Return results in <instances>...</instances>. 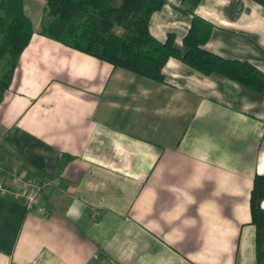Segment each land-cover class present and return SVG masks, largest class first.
I'll list each match as a JSON object with an SVG mask.
<instances>
[{
	"label": "crops",
	"instance_id": "crops-1",
	"mask_svg": "<svg viewBox=\"0 0 264 264\" xmlns=\"http://www.w3.org/2000/svg\"><path fill=\"white\" fill-rule=\"evenodd\" d=\"M43 4L21 3L31 35L0 97V160L48 181L44 211L0 192V264H256L264 89L172 56L161 81L111 66L41 34ZM182 7L164 0L147 21L180 50ZM193 12L211 24L204 49L264 73V6L198 0Z\"/></svg>",
	"mask_w": 264,
	"mask_h": 264
},
{
	"label": "trees",
	"instance_id": "trees-1",
	"mask_svg": "<svg viewBox=\"0 0 264 264\" xmlns=\"http://www.w3.org/2000/svg\"><path fill=\"white\" fill-rule=\"evenodd\" d=\"M264 6V0H254ZM39 32L98 60L158 81L167 57L179 59L203 75L218 73L254 91L264 89V73L246 60L221 57L202 47L211 24L193 12L198 0H182V12L190 13L181 38L183 50L175 47L171 33L163 41L147 29L152 11L164 0H43ZM22 0H0V97L7 88L18 56L31 35ZM264 173H254L249 190L250 222L254 225L256 264H264Z\"/></svg>",
	"mask_w": 264,
	"mask_h": 264
},
{
	"label": "built area",
	"instance_id": "built-area-1",
	"mask_svg": "<svg viewBox=\"0 0 264 264\" xmlns=\"http://www.w3.org/2000/svg\"><path fill=\"white\" fill-rule=\"evenodd\" d=\"M3 167V162L0 160V172ZM8 179L7 182L0 179L1 193L20 199L25 207L33 206L39 212L44 211L41 195L44 186L48 183L45 179L29 174L25 169L10 171Z\"/></svg>",
	"mask_w": 264,
	"mask_h": 264
},
{
	"label": "rangeland",
	"instance_id": "rangeland-1",
	"mask_svg": "<svg viewBox=\"0 0 264 264\" xmlns=\"http://www.w3.org/2000/svg\"><path fill=\"white\" fill-rule=\"evenodd\" d=\"M9 172L10 171H6L5 170V168L3 167V170L0 172V179L2 178H4V176H6L7 175V177H8V174H9ZM1 176H3V177H1ZM47 181V180H46ZM4 182H5V180H4ZM48 182V181H47Z\"/></svg>",
	"mask_w": 264,
	"mask_h": 264
}]
</instances>
